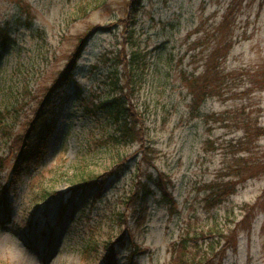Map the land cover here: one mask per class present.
Listing matches in <instances>:
<instances>
[{"label":"rangeland","instance_id":"obj_1","mask_svg":"<svg viewBox=\"0 0 264 264\" xmlns=\"http://www.w3.org/2000/svg\"><path fill=\"white\" fill-rule=\"evenodd\" d=\"M128 2L0 0V33L9 42L3 51L0 36V112L10 111L13 134L35 116L78 39L88 33L76 85L91 100L106 96L101 81L110 82L107 73L116 68L115 56L123 49L120 21L128 19ZM138 27L151 60L148 81L133 102L159 158L141 160L139 143L124 147L125 170L102 194L98 188L76 192L75 166L105 175L117 153L92 144L94 123L77 92L65 89L56 107L61 126L46 162L9 195L10 210L0 208V264H87L81 256L88 240L85 226L94 227L102 255L106 240L124 229L109 218L114 210L126 215L139 244L127 242L118 264H168L173 244L183 235L211 229L217 240L220 233H232L231 240L221 238L223 246L227 243L222 264H264V169L255 170L223 204L211 207L207 198L210 184L232 179L223 178L235 165L232 145L245 139L247 127L264 128V0H146ZM205 76L215 92L197 106L189 85L203 84ZM252 141L246 144L250 152L236 158L264 160V136ZM7 152L1 141L0 154ZM9 172L10 167L1 178L7 180ZM138 180L149 181L145 213L140 199L121 203ZM45 188L52 196L35 203L36 193ZM24 221L35 231L29 232ZM48 225L55 227L53 241ZM99 255L93 251L91 261L102 264Z\"/></svg>","mask_w":264,"mask_h":264},{"label":"trees","instance_id":"obj_2","mask_svg":"<svg viewBox=\"0 0 264 264\" xmlns=\"http://www.w3.org/2000/svg\"><path fill=\"white\" fill-rule=\"evenodd\" d=\"M146 0H129L127 4V20H121V24L125 27L124 41L122 43L123 49L115 56L118 61L116 68L107 73V79L101 81V84L107 88L105 97L101 100H91L89 97L82 94V89L76 85V72L79 70V60H81L89 40V33L80 37L79 43L75 51L67 60L68 63L64 70L60 71V75L55 81L54 85L48 88L47 93L41 99L36 110L35 116L28 120L26 127L20 134H13V127L7 122V117L10 116V111L0 112V143L4 141L7 145L8 152L0 154V208L4 207L10 210L9 195L16 194L21 183L24 181L32 169L41 166L47 160L49 143L56 137V133L61 126V113L56 110L58 101L61 99L62 91L71 89V94L77 92L81 97L83 108L86 116H88L94 123V128L97 132L94 135L93 129L92 144L97 147L113 148L117 153L116 164L107 174L94 175L86 173L85 167L81 164L75 166V182L76 192H84L86 190H93L98 188L102 194L106 188L107 182L114 176H118L125 170L126 158L121 155V149L127 146H132L134 143L140 144V149L137 156L146 162L153 163L154 159L159 158V151L154 144L147 137L149 132L144 128V123L141 121L142 114L140 113L139 105L134 104V98L140 94L145 87L149 73L151 52L143 48L138 34L139 17L145 8ZM225 19V24L227 23ZM223 23V25H224ZM223 27V26H222ZM223 29V28H221ZM1 46L3 51L7 47L8 38L0 33ZM218 50H221L220 48ZM218 52V51H217ZM3 52L0 51V59H2ZM121 67L122 72L119 71ZM98 69V65L94 66ZM210 71L208 70L207 74ZM206 77V76H205ZM199 84L198 80L195 83H190V90L193 96V102L197 106L204 103L208 98L213 96L215 86L210 84L208 77ZM72 96V95H71ZM70 98V97H69ZM246 136L244 140L239 141L238 144L232 145L235 147V165L228 167L229 172L223 178H232L229 181H222L212 183L208 186L210 195L208 202L212 204L211 207H217L223 204L230 196L234 195L240 184L246 182L248 179L254 177V171L264 169V160L248 161L245 157L237 156L244 152H250L246 144H252L254 136H264V128L262 127H247ZM250 146V145H249ZM140 160V161H141ZM10 167V172L7 180H4L3 174ZM151 178V177H150ZM149 181H141L133 183L130 194L121 203L128 205L130 202L141 200V212H146L148 208V199L151 191H149ZM159 185V183H158ZM34 187V186H33ZM52 196L48 189H41L36 193V202L47 199ZM67 209V205L63 206V211L59 215L58 222ZM143 213V214H144ZM140 215L139 220L143 218ZM109 217L117 223L124 226L120 229L118 235L109 237L104 245L103 254H100V246L97 245L95 235L93 234V226L86 225L88 240L83 244L82 255L87 264H96L91 261V254L93 251L99 256H102V264H118L121 250H126L127 242L137 245L136 234L129 227L127 217L121 211H111ZM28 231L34 232L29 221ZM53 230L51 241L56 236L55 227L47 226ZM217 234H214V229L208 231H200L190 235L189 231L183 235L179 241L173 244L171 249V259L168 264H222L226 245H222L221 238L228 241L231 240L232 233L229 236L225 234H218V240L214 239ZM45 236V233H43ZM133 254V253H132ZM131 254L129 259H133Z\"/></svg>","mask_w":264,"mask_h":264}]
</instances>
